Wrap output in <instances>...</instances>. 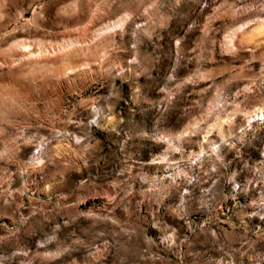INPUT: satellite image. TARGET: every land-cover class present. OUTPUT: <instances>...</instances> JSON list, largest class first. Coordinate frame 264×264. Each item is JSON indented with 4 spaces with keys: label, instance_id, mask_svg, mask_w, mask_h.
I'll use <instances>...</instances> for the list:
<instances>
[{
    "label": "rangeland",
    "instance_id": "1",
    "mask_svg": "<svg viewBox=\"0 0 264 264\" xmlns=\"http://www.w3.org/2000/svg\"><path fill=\"white\" fill-rule=\"evenodd\" d=\"M245 17L264 0H0V264H264Z\"/></svg>",
    "mask_w": 264,
    "mask_h": 264
},
{
    "label": "bare ground",
    "instance_id": "2",
    "mask_svg": "<svg viewBox=\"0 0 264 264\" xmlns=\"http://www.w3.org/2000/svg\"><path fill=\"white\" fill-rule=\"evenodd\" d=\"M240 18H241V14H240ZM245 18H247V17H245ZM257 18H259V17H257ZM239 20H241V19H239ZM254 20L255 19L249 18L245 22V24H251ZM255 21L254 22L256 23V26H252L253 24L245 26V24H244L245 27H243V28H242V25L239 27H235V28L233 27V40H234L236 46L240 47L242 44H245V45L251 44L254 46H260L261 49L264 48V22L260 21L259 19L255 20ZM232 24L229 27H226L225 29L232 27L233 26ZM225 29H222V30H225ZM210 31H212V30H210ZM213 31H214V29H213Z\"/></svg>",
    "mask_w": 264,
    "mask_h": 264
}]
</instances>
